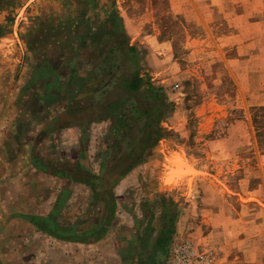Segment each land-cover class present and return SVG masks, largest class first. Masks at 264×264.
Instances as JSON below:
<instances>
[{"label":"crops","instance_id":"1","mask_svg":"<svg viewBox=\"0 0 264 264\" xmlns=\"http://www.w3.org/2000/svg\"><path fill=\"white\" fill-rule=\"evenodd\" d=\"M63 2L0 0V264H165L177 205L137 170L116 16Z\"/></svg>","mask_w":264,"mask_h":264},{"label":"rangeland","instance_id":"2","mask_svg":"<svg viewBox=\"0 0 264 264\" xmlns=\"http://www.w3.org/2000/svg\"><path fill=\"white\" fill-rule=\"evenodd\" d=\"M78 1L99 7L102 23L116 16L104 52L116 45L120 68L108 69L120 92L139 74L162 94L156 110L141 90L142 115L128 112V122L138 145L147 122L160 134L137 170L177 205L165 264L173 243L187 241L213 247L211 264H264V0H195L204 16L194 2L173 13L169 0Z\"/></svg>","mask_w":264,"mask_h":264},{"label":"built area","instance_id":"3","mask_svg":"<svg viewBox=\"0 0 264 264\" xmlns=\"http://www.w3.org/2000/svg\"><path fill=\"white\" fill-rule=\"evenodd\" d=\"M215 258V249L206 247L200 250L195 244L187 242L173 243L167 264H211Z\"/></svg>","mask_w":264,"mask_h":264},{"label":"trees","instance_id":"4","mask_svg":"<svg viewBox=\"0 0 264 264\" xmlns=\"http://www.w3.org/2000/svg\"><path fill=\"white\" fill-rule=\"evenodd\" d=\"M117 24H119L117 22ZM119 26V25H118ZM135 48V47H133ZM131 48V49H133ZM144 80L143 78L137 74L136 77L134 79H132L129 83H128V96L130 95L129 98H131L129 100V104H131V111L133 113H136L138 115L139 112H141V108L138 107V101H137V96L138 93L143 90V89H150L151 95L153 96V99L155 101V105L154 107H156L155 109L157 110L159 108V106L163 103V98H162V94L160 93V88H156L153 84H149L148 83V87L146 88L145 85L143 84ZM148 112H150L151 110H147ZM136 115V116H137ZM141 117V116H139ZM146 125L148 126V130L145 133V140H144V145L149 146L150 144V139L154 136L155 139L158 138L159 131L157 129L154 128H150L151 122H147ZM154 130V131H153Z\"/></svg>","mask_w":264,"mask_h":264},{"label":"flooded vegetation","instance_id":"5","mask_svg":"<svg viewBox=\"0 0 264 264\" xmlns=\"http://www.w3.org/2000/svg\"><path fill=\"white\" fill-rule=\"evenodd\" d=\"M95 43H96V41H95ZM105 48H106V45H104V47L102 48V51H105ZM116 48V45L115 46H112L108 51H110L109 53H111V54H113L112 52L114 51V49ZM115 65V67L116 68H120L118 65L116 66V63L114 64ZM104 67H106V66H104L103 64H101V66H100V70H102L103 71V69H104ZM107 68V67H106ZM108 69V68H107ZM105 71H108V70H105ZM109 71L111 72V70L109 69ZM113 72H115V71H113ZM137 75V74H136ZM136 75H134L132 78H131V80L132 79H134L135 77H136ZM130 80V81H131ZM129 81V82H130ZM132 109L130 108V105H128V112H131L132 113V111H131ZM131 113H128V117L130 116V114ZM139 114V113H138Z\"/></svg>","mask_w":264,"mask_h":264}]
</instances>
